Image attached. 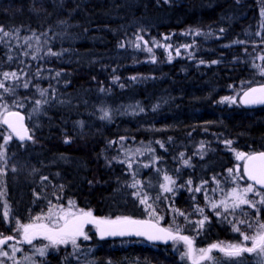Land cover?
<instances>
[{"label": "trees", "instance_id": "16d2710c", "mask_svg": "<svg viewBox=\"0 0 264 264\" xmlns=\"http://www.w3.org/2000/svg\"><path fill=\"white\" fill-rule=\"evenodd\" d=\"M0 31V82L8 89L0 88V110L31 111L41 124L32 136L42 147L15 155L26 160L30 174L4 177L9 217L0 218V237L14 236L17 221L54 205L68 208L69 201L97 217L142 220L144 206L156 203L160 171L178 150L184 154L180 176L194 191L202 175L227 186L234 152L264 150V107L238 103L245 88L264 83V0H0ZM28 40L43 45L41 56L31 54ZM4 73H15L18 82ZM158 140L166 147L161 152ZM141 142L163 156L156 165L144 167L139 158L129 166L122 159V147ZM188 142L200 145L198 151H187ZM171 146L179 148L166 152ZM216 158L221 167L199 171ZM159 204L168 224L170 211L193 202ZM216 220L204 227L200 243L218 244L232 233L231 224ZM117 241L127 240L101 243ZM166 246L145 242L97 252L92 262L183 264L180 251L172 256ZM44 258L41 264H64L56 253Z\"/></svg>", "mask_w": 264, "mask_h": 264}, {"label": "rangeland", "instance_id": "374dc122", "mask_svg": "<svg viewBox=\"0 0 264 264\" xmlns=\"http://www.w3.org/2000/svg\"><path fill=\"white\" fill-rule=\"evenodd\" d=\"M67 31L68 30L66 27L61 28V34H66ZM0 32L2 33V31ZM4 33H7V35H5ZM3 34L8 38H12V39L16 38V36L13 35L15 33L9 30L8 31L3 30ZM27 42L28 44L31 45L30 46L31 54L34 57L41 56L40 53L42 52L43 45H40L36 42L31 44L29 40ZM145 44H148V42H146ZM260 74H264V68L260 70ZM16 78L18 77L12 76L8 78V81L15 80L18 82ZM26 80L27 81H23L24 85L26 82V84L30 86L31 83L29 82L28 79ZM238 103H239V98H238ZM99 104L100 107L104 106L102 100L99 101ZM3 114L4 112L2 113V110H0V146H2L0 147V151L4 152V156L0 157V169L3 170L2 172H0V218L2 221L5 220L4 218L5 211L8 212V217H9L8 199L6 198V195L3 194V182L5 181L4 179L5 175L8 173L15 174L17 170H22L26 174H30L31 172V170L26 167L27 165L26 160L23 158L22 161L21 158H19L22 155L17 154V156H15L16 153H20L22 151V153L25 155V152L28 149L36 150L39 147L42 148L41 143L39 142L40 143L39 144L37 142L36 137H34V135H33V139L30 141H26L22 143L18 142L19 144L18 146L16 145L17 141H15L13 138L9 140L7 144H5L3 137L11 134L4 128L2 124ZM27 123L29 125L30 130H34L35 128L41 126L40 121H38V118L34 117V114L31 111H29V113L27 114ZM188 144L189 146H185L186 150L191 146L193 150L192 152H197L198 149L200 148V145L197 144L194 145L192 142L190 143L188 142ZM176 145H178V143ZM157 146H158L157 150H159L160 152L162 149H166L165 144L160 140H158ZM175 147L171 146L170 149L168 147L166 152H168L169 150L175 151L176 148H179V147L176 148ZM17 148H20V151L16 150ZM159 151L155 152L154 146L148 142H141L134 146H124L121 149L122 159L125 161V163L133 165L135 160H137L138 162V159L141 158V162H143L144 167H147L152 164L156 165L158 161L161 160V157L163 158V156L159 155ZM178 151L179 153L176 156L172 157V159L170 160L172 164V165L170 164L171 167L169 166L168 168H165V170L160 171L158 192L157 194H155L156 203L153 205H151L152 204L151 202L149 203L151 205V209L147 208L148 205L144 206L145 218L142 220H151L155 223L161 224L162 226L164 225L163 227H166L175 232L185 231L191 234L195 246L193 259H196L198 256H200L201 255L200 250L205 249L206 246L209 245L208 243H200V238L204 227L211 221L212 217H215L217 219L216 221L220 225L231 224L232 226L231 228L232 233H230V235L226 239L219 241L218 243L219 245L225 248L229 245H241L244 247H251L252 246L251 240L244 241L241 233H243L244 235L253 236L256 235L258 231H260V229L257 226V221L259 220L261 223H264V204L258 203V201L260 200V196L256 195L255 193H248L246 198L253 202H257V208H252L249 205L242 204L239 207L233 209L232 207L233 199L229 195L232 189L236 188L238 191L242 193L243 189L247 187V185L249 184L246 182H241V172L243 174V161L237 160L236 154L238 152H234L235 154L232 155L234 158V162L232 164L233 168H227L228 177H229V183L227 186H225V184L223 183L220 184L217 181V178H215L214 176L208 179V175H205V177L204 175H202L201 180L197 186L201 188V191L197 192L193 190L194 188L188 187V185L186 184L187 181L182 176H180L181 174H183V169L185 168L184 164L182 163L184 154L180 153V150ZM195 156L201 157L198 153L195 154ZM63 159L61 160L63 161ZM39 162L42 163V159ZM51 162L55 163L57 162V159H54ZM210 162L211 164L210 166H208ZM31 164L34 165L32 162ZM222 165H223L222 160H218L217 158L211 159L209 162L202 164L201 166L204 168H200L199 171H206L207 169L219 168ZM237 165H240L239 172L236 171ZM50 166L51 163L48 164V167ZM190 168H191V163L189 165V169ZM229 169H233L234 170L233 173L230 174L228 171ZM165 176L170 177L171 180L174 181V183H169L168 181H166ZM130 179L133 180L134 178L131 177ZM162 184H168V186L171 187L173 191L165 192L160 187V185ZM145 196L149 198V195H144L143 199L145 198ZM171 198L173 200L177 199L179 206H183L185 202H188L190 200L193 202V204H191L192 206L191 208H185L183 210H179L175 208L172 211H170L171 210L170 209L169 210L170 213L169 211L167 213L164 211L167 217H168V213L170 216L168 220L169 223L165 224L162 222V220L164 221V213L162 212L163 210L160 209V207L162 206L159 204V202L161 200L165 202H167V200L171 201ZM213 204H216L217 207L213 208L212 207ZM225 205H227V207H225ZM60 206L61 205H54L50 208L52 209L53 212H56L58 211ZM49 209H47L45 212L37 213L35 217L38 216L46 217L47 214L49 213ZM64 209H67V207H65ZM152 210H154V214L152 213ZM73 211L76 210L73 209ZM217 212H219L220 214L217 215ZM119 217H123V216H119ZM205 217H207V220H205L203 226H201L198 222L204 220ZM34 218H31L28 222L21 224L32 223ZM116 218H113L111 220H114ZM104 219H109V218H104ZM241 220L245 221L246 223L239 224L238 222ZM234 224L240 228L239 232L233 230ZM249 225H251L252 227L249 228ZM17 227L18 225L15 226L16 229ZM84 231L90 237V239L85 240L83 239V237L78 238L77 244L79 245V248H74L71 244L69 246L66 245L51 246L50 242L47 239H45L43 236H39L34 242L26 246L21 243L8 241L6 245H0V250L7 251L9 255L8 257H0V260H3L4 264H41L42 262H45L44 257L47 254L50 253L55 256L56 253L58 254L59 257H61L60 258L61 262L64 264H68L69 262H71V264H93L94 262L92 261L97 252H101L104 255H107L110 251L113 252L115 249H121L124 248L125 246H138L145 244V241L143 240L144 242H142V244L134 245V243H139V241L141 240L135 242V240L133 239H125L127 241H117L110 244H103L101 243L102 241L100 242V240H98L95 227H92L90 225H85ZM14 233L13 235L17 239H21V240L23 239V236L20 232H17L15 230ZM11 234H7L5 236ZM82 241L84 242L85 245L80 246V242L82 243ZM11 245H15L16 251H13ZM46 245H48L47 248H45ZM102 246L105 247L101 251L100 249L98 250V248ZM166 248L170 250L169 254H171L172 256H175L179 250L180 251L179 256L180 259H182L183 264H191L188 257L189 247L184 241L182 240L175 241L171 245L166 246ZM39 249H44L45 255L41 256L38 251ZM209 257H210L209 259H206L205 261L200 262L199 264H264V253H260V252H253V253L244 252L238 257H229L226 256L224 252L212 251Z\"/></svg>", "mask_w": 264, "mask_h": 264}, {"label": "snow or ice", "instance_id": "6c2138e0", "mask_svg": "<svg viewBox=\"0 0 264 264\" xmlns=\"http://www.w3.org/2000/svg\"><path fill=\"white\" fill-rule=\"evenodd\" d=\"M4 34L7 35V33ZM169 47L171 46L169 45ZM149 51H151V49H149ZM176 51L177 54H179V49H177ZM52 54L55 55V53ZM171 58L172 57L170 55L169 59ZM213 63H215V61H213ZM11 75L15 76V73H12ZM8 76L9 73H4L5 79H7ZM24 86L27 87L28 85L25 84ZM0 88H4L5 91H8V89L5 88L3 82H0ZM41 94L43 95V92ZM223 99L235 102V99L233 97H224ZM242 102L244 104H264V85H261L258 88L250 87L248 91H245L243 93ZM36 103L39 104L40 101H37ZM3 107L6 109L8 106L5 104L3 105ZM106 117H108L107 112H105V118ZM23 120L24 118L20 116L19 112L8 111L2 119V123L6 125L11 130V132L15 134V136L18 137L21 141L32 140L33 137L32 135L28 134V130L23 125ZM12 138V135L3 137L4 143L7 144V142ZM123 139L124 137H121V140ZM65 142L67 143L68 141L66 140ZM226 143L230 144L231 141H226ZM3 156L4 152L0 151V157ZM236 158L237 160L244 161L243 172L247 176V178L253 181L254 183L248 184L247 187L243 189L242 193L236 188L232 189L231 193L229 194L233 199L232 207L234 209L242 204H246L252 208H257V202H253L247 199L246 197L248 193H255L256 195L260 196V200L258 201V203L264 204V192L261 191L264 190V152L255 153L251 155L238 152L236 154ZM184 163L187 165L188 161L185 160ZM239 169L240 165H237L236 171L239 172ZM2 171L3 170L0 169V172ZM228 171L231 174L234 170L229 169ZM243 178L244 177L242 176L241 179ZM165 180L169 183H174V181H172L171 178L168 176H165ZM137 183H139V181L135 182L132 186L135 187ZM188 183L190 184L191 181H189ZM257 185L259 186V188L256 187ZM160 187L165 192L173 191V189L169 187L168 184H162L160 185ZM195 191L199 192L201 191V188L197 187ZM136 195L139 196L140 193H136ZM141 203H147L146 196L144 199L141 200ZM68 204L69 207L67 209H64L62 206H60L58 211L56 212H53L50 208L49 213L46 217H35L32 223L20 224L17 221L18 227L16 231L22 234L24 242L28 244H31L37 236H43L50 242L51 246L67 245L70 243L74 248H79V245L77 244L78 238L83 237V239L85 240L90 239V237L84 231L85 225L94 224L97 228V231L100 233L101 238L105 236H125L134 234L136 236H146L151 241H166L169 239H179L184 241L191 250L192 240L189 237L176 236L170 230L160 227L158 223H153L151 220H136L132 219L131 217H117L114 220L104 219L95 217L91 211H84L83 209L73 211V209L75 208V203L73 201H69ZM212 207L216 208L217 205L213 204ZM225 207H227V205H225ZM147 208L151 209V205H148ZM152 213L154 214V210H152ZM219 214L220 213L217 212V215ZM7 217L8 212L5 211L4 218L7 219ZM205 220H207V217H205L204 220H201L198 223L203 226ZM238 223L244 224L246 222L241 220ZM257 226L260 231H258L256 235L248 236L241 233L244 241L251 240V247H244L241 245H229L224 248L214 244L211 245L209 249L200 250V260L209 259L210 257L208 256V253L211 252L213 248L218 247H220V250L224 252L226 256L229 257H238L244 252L264 253V223H261L258 220ZM251 227L252 226L249 225V228ZM233 230L239 232L240 228L234 224ZM14 239H16L15 236H4L2 239H0V245H6L8 241ZM11 247L13 248V251H16L15 245H11ZM47 247L48 245L45 246V248ZM38 251L41 256L45 255L44 249H39ZM8 255L9 253L7 251L0 250V257H8ZM0 264H4V261L0 260ZM194 264H199V262L194 261Z\"/></svg>", "mask_w": 264, "mask_h": 264}, {"label": "water", "instance_id": "95a60500", "mask_svg": "<svg viewBox=\"0 0 264 264\" xmlns=\"http://www.w3.org/2000/svg\"><path fill=\"white\" fill-rule=\"evenodd\" d=\"M261 85H264V83H256V84H253V85H250L249 87H247L246 89H244L243 91H242V93L240 94V96H239V101H240V104H241V106L243 107V108H245V109H256V108H260V107H264V104H244L243 102H242V97H243V93L245 92V91H248V89L251 87V88H258V87H260ZM11 112H19V114H20V116H22L23 118H24V120H23V125H24V127L28 130V134L29 135H31V131H30V129H29V127H28V125H27V118H26V114L24 113V112H22V111H20V110H10ZM8 112V111H7ZM7 112H5L4 114H3V117L6 115V113ZM3 117H2V119H3ZM3 124V123H2ZM3 126L5 127V129L8 131V132H10V134L12 135V137H13V139L15 140V141H17V142H19V143H22V142H26V141H30V140H24V141H21L18 137H16L15 136V134H13L12 132H11V130L6 126V125H4L3 124ZM18 126V125H17ZM260 152H264V150H257V151H254L253 153H250V154H248V155H251V154H255V153H260ZM243 164H244V161H243ZM243 174H244V172H243ZM244 177H245V179L247 180V182L248 183H254L253 181H251V180H249L248 178H247V176L244 174ZM257 188H259V186L257 185L256 186ZM261 191H264V190H261ZM95 216V215H94ZM95 217H97V216H95ZM99 218H101V217H99ZM136 220H139V219H136ZM153 222V221H152ZM153 223H155V222H153ZM87 225H90V226H92V227H95V230H96V233H97V237L100 239V240H102V241H109V240H119V239H138V240H144L145 242H147V243H149V244H152V245H162V246H166V245H169V244H171L174 240H171V239H169V240H156V241H151V240H149L146 236H136V235H125V236H119V235H117V236H105V237H103V238H101V236H100V233L97 231V228H96V226L94 225V224H87ZM160 226V225H159ZM160 227H162V226H160ZM163 228H165V227H163ZM166 229H168V228H166ZM168 230H170V229H168ZM174 235H176V236H185V235H183V234H181V233H178V232H174V231H172V230H170ZM39 236H37L32 242H34L37 238H38ZM3 238V237H2ZM2 238H0V239H2ZM176 240V239H175ZM12 241V240H11ZM23 245H28V243H26V242H24V240L22 239L21 241H20ZM212 245H214V244H212ZM216 245V244H215ZM210 246L211 245H208L207 246V248L206 249H209L210 248ZM220 247H223V246H220ZM220 247H218V248H213V249H218V250H220ZM225 248V247H224ZM221 251V250H220ZM193 246L191 245V250L189 249V260L191 261V263H193L194 264V261H193ZM196 261H198V262H200V261H202V260H200V257L196 260Z\"/></svg>", "mask_w": 264, "mask_h": 264}, {"label": "flooded vegetation", "instance_id": "af4514ba", "mask_svg": "<svg viewBox=\"0 0 264 264\" xmlns=\"http://www.w3.org/2000/svg\"><path fill=\"white\" fill-rule=\"evenodd\" d=\"M190 239H191V238H190ZM191 240H192V239H191ZM20 241H21V239H17V238L14 239V240H12V242H16V243H20ZM217 245H219V244H217ZM192 246H193V255H192V256L194 257L195 246H194V241H193V240H192ZM206 248H207V246H206ZM206 248H205V249H206ZM212 251H213V252H216V251H220V250H218V249H212L211 252H212ZM211 252L208 253V256H210V253H211ZM221 252H222V251H221ZM200 256H201V255H200ZM200 256H198L196 259H193V261H196ZM205 260H206V259H205ZM205 260H202V261H200V262H203V261H205ZM189 261H190V260H189ZM200 262H199V263H200ZM190 263H191V261H190ZM191 264H193V263H191Z\"/></svg>", "mask_w": 264, "mask_h": 264}]
</instances>
